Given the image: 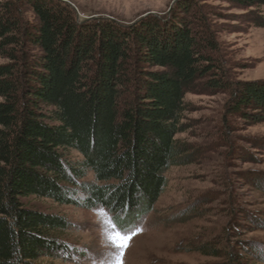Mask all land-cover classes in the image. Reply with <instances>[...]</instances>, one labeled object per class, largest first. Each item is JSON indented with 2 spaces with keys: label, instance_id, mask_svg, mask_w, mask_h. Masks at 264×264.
Returning <instances> with one entry per match:
<instances>
[{
  "label": "trees",
  "instance_id": "trees-1",
  "mask_svg": "<svg viewBox=\"0 0 264 264\" xmlns=\"http://www.w3.org/2000/svg\"><path fill=\"white\" fill-rule=\"evenodd\" d=\"M27 6L35 22L25 18ZM160 27L80 24L56 0H0V264L72 253L60 238L69 222L29 199L104 208L126 230L154 210L166 173L182 165L175 137L185 96L213 66L205 54L211 40L204 44L180 22L172 34ZM233 96L229 112L264 122V85ZM89 172L94 182L84 181ZM230 261L250 264L237 255Z\"/></svg>",
  "mask_w": 264,
  "mask_h": 264
},
{
  "label": "rangeland",
  "instance_id": "rangeland-1",
  "mask_svg": "<svg viewBox=\"0 0 264 264\" xmlns=\"http://www.w3.org/2000/svg\"><path fill=\"white\" fill-rule=\"evenodd\" d=\"M56 1L70 7L80 24L102 20L130 28L156 20L172 34L180 22L204 44L211 40L205 54L213 66L185 96L182 133L175 137L185 150L182 165L166 173L154 210L136 225L119 227L104 208L26 201L70 224L60 237L72 249L69 259L42 263L111 264L119 249L108 235L123 232L132 234L123 264H230L231 255L264 264V122L229 112L235 89L264 85V7L230 0ZM24 16L36 21L28 6ZM71 158L81 159L75 152ZM94 180L92 172L84 179Z\"/></svg>",
  "mask_w": 264,
  "mask_h": 264
},
{
  "label": "snow or ice",
  "instance_id": "snow-or-ice-1",
  "mask_svg": "<svg viewBox=\"0 0 264 264\" xmlns=\"http://www.w3.org/2000/svg\"><path fill=\"white\" fill-rule=\"evenodd\" d=\"M132 234L125 235L123 232H119L115 235L109 234L108 240L114 248L119 249V253L115 254L114 260L111 264H123V252L128 247Z\"/></svg>",
  "mask_w": 264,
  "mask_h": 264
}]
</instances>
